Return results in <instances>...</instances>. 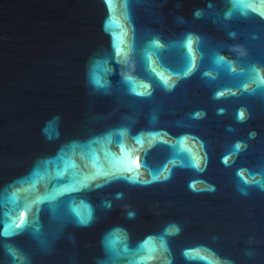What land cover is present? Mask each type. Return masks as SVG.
I'll list each match as a JSON object with an SVG mask.
<instances>
[{
	"label": "water",
	"instance_id": "1",
	"mask_svg": "<svg viewBox=\"0 0 264 264\" xmlns=\"http://www.w3.org/2000/svg\"><path fill=\"white\" fill-rule=\"evenodd\" d=\"M261 13L0 0V264H264Z\"/></svg>",
	"mask_w": 264,
	"mask_h": 264
},
{
	"label": "snow or ice",
	"instance_id": "2",
	"mask_svg": "<svg viewBox=\"0 0 264 264\" xmlns=\"http://www.w3.org/2000/svg\"><path fill=\"white\" fill-rule=\"evenodd\" d=\"M261 3H264V0H260ZM262 15H264V13H261ZM243 117V113H241V118ZM237 148H239V145L236 146Z\"/></svg>",
	"mask_w": 264,
	"mask_h": 264
}]
</instances>
